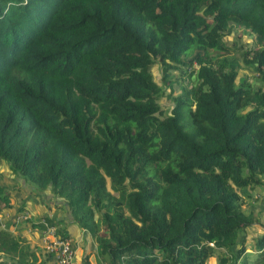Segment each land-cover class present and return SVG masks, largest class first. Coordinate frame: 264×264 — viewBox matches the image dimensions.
I'll list each match as a JSON object with an SVG mask.
<instances>
[{"label":"trees","instance_id":"trees-1","mask_svg":"<svg viewBox=\"0 0 264 264\" xmlns=\"http://www.w3.org/2000/svg\"><path fill=\"white\" fill-rule=\"evenodd\" d=\"M230 22L258 44L241 57L257 86L235 84ZM153 64L168 87L177 65L195 74L166 115ZM0 159L50 187L109 264L231 247L219 264H248L239 190L264 184V0H0ZM251 242L263 264L264 228ZM0 254L38 264L1 224Z\"/></svg>","mask_w":264,"mask_h":264},{"label":"rangeland","instance_id":"rangeland-1","mask_svg":"<svg viewBox=\"0 0 264 264\" xmlns=\"http://www.w3.org/2000/svg\"><path fill=\"white\" fill-rule=\"evenodd\" d=\"M223 39L227 43V45L231 47H235L234 49H232V52L229 55L230 59H235L238 61V64L235 68L236 71L235 84H238V82H240L241 80H245L250 84H252V86H257L259 83L255 79V73L253 72V69L250 66L244 65L243 62L241 61V57L244 53V50L258 46V44H256L254 40V35L251 33L249 28L244 26H236L234 23L230 22L229 28L224 33ZM176 67L177 68L175 70L168 71L170 75L169 77L171 78L170 79L171 87H168L165 84V82L162 80L161 78L162 71L160 70V66L158 64H153L150 67L153 80L159 85L160 89L162 90L160 93V97L158 98V103L161 106V111L164 115H166L170 111L174 103L173 97L180 92L181 87L189 86L190 84H194L195 82L194 72H192V74L187 79L186 75L189 69H186L185 66H181V65H177ZM179 69H182V71L186 69L185 70L186 72L182 73V71H179ZM170 90H172L171 93ZM261 180L264 182V179ZM23 185H25L24 188ZM0 186L3 187L2 189L3 192L7 193L8 202L9 200H11V197L16 198L19 192L25 194L26 188H30V187H32L34 191H39V193H43V191L47 189L46 191L48 192L49 195L48 197H43V200L46 203L54 204V202H56L57 200L50 189L48 188L39 189V187H37L36 185L26 182L21 175L19 176V174L13 173L9 169L8 164L1 159H0ZM239 193H240V209L245 214H249L251 216V224L245 230V237H246L245 251L246 254L248 255V257L246 258V262L248 264H251L253 262L252 261L253 257H255L254 256L255 252L253 251V247L251 246L252 244L251 237L255 234L261 233L262 229L264 228V184H261V186H254L253 188L247 187L244 190L241 189L239 190ZM2 194L3 193L1 192L0 201L2 199L1 197ZM7 207L10 206H4L3 202H0V224L3 228H7V227L5 226L6 221L4 223V221L2 220L4 216H1V211ZM57 207L59 208L61 214L63 215L64 220H66L65 217L67 216L68 213L66 212V208L64 207V205L59 204L57 205ZM19 213L20 211L12 218L14 224L24 223L25 221L29 223L32 222L33 223L32 226H37V230L40 233L41 224L38 220L33 221L31 217V220L16 221V217L19 215ZM19 226L20 227L18 228V230L15 229L14 226H12V229H15V232L12 231L13 233L12 232L11 233L14 235L15 234L19 235L17 234V232L20 233L21 229L23 230L22 228L23 225L20 224ZM59 230L62 231V228L59 227ZM233 249H235V247H231V250L228 249L216 250L215 254L207 260L206 264H219L218 258L222 255H227ZM0 261H2L0 262V264H6L7 257L4 256L3 254H0Z\"/></svg>","mask_w":264,"mask_h":264},{"label":"crops","instance_id":"crops-1","mask_svg":"<svg viewBox=\"0 0 264 264\" xmlns=\"http://www.w3.org/2000/svg\"><path fill=\"white\" fill-rule=\"evenodd\" d=\"M25 185H23V188ZM50 189V187H46ZM25 190V189H24ZM34 191L32 187L26 188V193H18L16 198L9 200L10 207H7L1 211V216L5 226L10 232H15L18 230L19 225H23V230L21 229L19 234L20 237L29 245L30 250H33L36 257V263L38 264H53V261L46 253L42 250L39 242V232L37 226H32V222H24L19 224H14L13 217L21 210L29 211L30 216L33 221H37L40 218H46L53 222L58 228L61 227L63 232L71 239L74 248L73 264H109L107 261H102L97 253L96 245L91 236L85 230L79 229L71 220L70 214H67L64 220L57 205L61 202H54V204L46 203L43 197H48V192ZM70 216V217H69ZM12 219V221H11ZM2 222V221H1ZM26 223V224H25ZM59 225V226H58ZM12 226L15 229H12ZM12 232V233H13ZM36 245V246H35Z\"/></svg>","mask_w":264,"mask_h":264},{"label":"built area","instance_id":"built-area-1","mask_svg":"<svg viewBox=\"0 0 264 264\" xmlns=\"http://www.w3.org/2000/svg\"><path fill=\"white\" fill-rule=\"evenodd\" d=\"M31 220L28 211L21 210L16 221ZM39 242L42 250L50 256L53 264H73L74 251L71 239L61 234L59 228L47 218H40Z\"/></svg>","mask_w":264,"mask_h":264}]
</instances>
